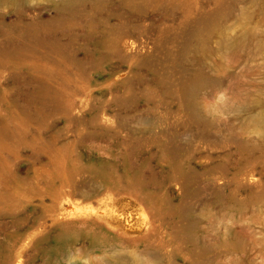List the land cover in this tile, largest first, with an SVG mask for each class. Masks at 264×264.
<instances>
[{"label":"rangeland","instance_id":"1","mask_svg":"<svg viewBox=\"0 0 264 264\" xmlns=\"http://www.w3.org/2000/svg\"><path fill=\"white\" fill-rule=\"evenodd\" d=\"M0 264H264V0H0Z\"/></svg>","mask_w":264,"mask_h":264},{"label":"bare ground","instance_id":"2","mask_svg":"<svg viewBox=\"0 0 264 264\" xmlns=\"http://www.w3.org/2000/svg\"><path fill=\"white\" fill-rule=\"evenodd\" d=\"M12 1H14V0H12Z\"/></svg>","mask_w":264,"mask_h":264}]
</instances>
